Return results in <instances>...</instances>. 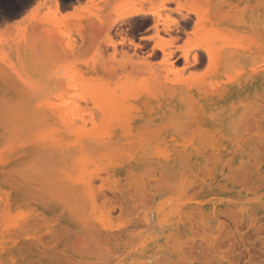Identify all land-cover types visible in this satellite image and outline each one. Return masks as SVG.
Listing matches in <instances>:
<instances>
[{"label":"rangeland","instance_id":"rangeland-1","mask_svg":"<svg viewBox=\"0 0 264 264\" xmlns=\"http://www.w3.org/2000/svg\"><path fill=\"white\" fill-rule=\"evenodd\" d=\"M37 1L0 0V100L28 92L72 96L83 91L87 71L106 82L133 79L146 86L154 74L144 72L141 79L136 65L142 62L150 63L153 73H168L170 83L163 85L174 87V76L191 82L213 75L208 51L213 55L224 45L208 39L213 31L201 15L202 0H39L40 8ZM134 10L136 15L121 20ZM228 16L227 24L242 21V15ZM254 61L241 68L242 78L264 65ZM29 67L36 70L33 76L17 71ZM254 87L239 96L236 90L220 107L193 102L167 107V114L181 119L175 128L191 134L179 133L177 142L185 145L179 154H194L202 163L185 166L178 177L150 165L96 179L100 205L94 218L70 224L59 201L49 196L11 213L0 203V235L14 236L17 221L30 226L17 250L3 247L14 255L0 264H264V86ZM149 168L155 171L143 177Z\"/></svg>","mask_w":264,"mask_h":264},{"label":"bare ground","instance_id":"bare-ground-1","mask_svg":"<svg viewBox=\"0 0 264 264\" xmlns=\"http://www.w3.org/2000/svg\"><path fill=\"white\" fill-rule=\"evenodd\" d=\"M57 2L58 0H55L56 4ZM197 2L199 5V1ZM41 4L38 0L36 7L42 6ZM199 6L201 15L206 17L213 31L208 39L216 38L224 42V45L219 44L213 55L208 51L209 61L213 64V75L209 77L183 82L181 75L172 77L176 70L172 67L169 70H174L171 75V81L175 80L174 87L164 86L163 82L170 83L168 73H153L152 65L142 62L136 65H139L137 71H141L138 73L154 74V82L146 86H138L133 79L116 84L106 82L93 75L97 73L87 71L90 76L86 73L83 91L79 92L80 89L75 86L79 92L77 94L73 91L76 96L71 93L72 96L61 97V94L58 99L55 97V100L48 95L34 92L4 95V99L0 100V182L3 184L0 203L7 208L6 211L15 212L34 203L33 199L49 196L59 201L68 223L79 224L94 218L100 205L96 203L100 197L97 195V199L94 185L99 182L98 179L104 180L106 175V178L111 180V177L115 179L116 171H140L145 166L158 165L178 177L180 170L185 166H198L202 163L194 154H179L178 149L183 151L185 145L177 140L179 133L184 135V130L181 129L180 132L174 125L181 119L178 114H167L166 108H183L190 102L205 109L206 106L220 107L235 97L232 94L236 93V90H240L237 93L239 96L248 92L243 88H256L258 85L259 89L264 86V65L256 66L254 72L250 73L252 76L241 77L243 66L247 68V65H254L255 59L264 62V0H202ZM136 12L126 13L121 20L133 17ZM234 14L242 15L239 16L242 21L236 22L237 25L239 23L238 26L229 20L231 25L226 22V17ZM226 27L227 31L223 32ZM237 28L243 31L237 32L240 31ZM223 33L226 36H223ZM205 34L207 35L206 32ZM240 36L241 40H238L236 37ZM164 52L165 60L173 63L169 60L168 53ZM188 56L187 53L185 58L188 59ZM17 71L33 76L36 70L30 68ZM146 73L140 78L146 76ZM83 103L86 107L82 106ZM89 106L91 109L87 108ZM223 108L227 109L225 106ZM203 118L208 120L201 116V120ZM222 129L225 130V127ZM187 133L189 134V131ZM196 137L202 138V135ZM233 143L236 146V143ZM171 147L178 152L169 153ZM148 170L150 168L144 176L141 175L145 177L146 173L155 171ZM143 177L141 179H144ZM111 189L115 191V187ZM99 194L108 200L106 193L99 191ZM108 194L110 195L109 192ZM104 213L107 216L106 211ZM97 219H100V216ZM29 227L25 222L17 221L11 228L15 231L14 236L5 238L3 232L1 233V261L10 254L14 255L12 250L8 253L3 247L17 250Z\"/></svg>","mask_w":264,"mask_h":264}]
</instances>
